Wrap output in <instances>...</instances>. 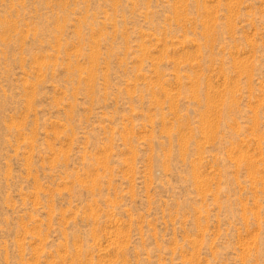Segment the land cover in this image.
Wrapping results in <instances>:
<instances>
[{"label": "rangeland", "instance_id": "1", "mask_svg": "<svg viewBox=\"0 0 264 264\" xmlns=\"http://www.w3.org/2000/svg\"><path fill=\"white\" fill-rule=\"evenodd\" d=\"M0 264H264V0H0Z\"/></svg>", "mask_w": 264, "mask_h": 264}]
</instances>
